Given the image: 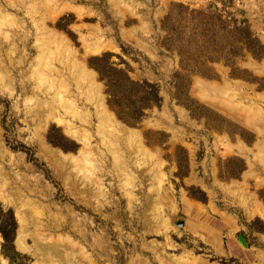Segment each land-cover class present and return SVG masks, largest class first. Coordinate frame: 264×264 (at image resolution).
<instances>
[{"label":"rangeland","instance_id":"1","mask_svg":"<svg viewBox=\"0 0 264 264\" xmlns=\"http://www.w3.org/2000/svg\"><path fill=\"white\" fill-rule=\"evenodd\" d=\"M263 156L264 0H0V264H264Z\"/></svg>","mask_w":264,"mask_h":264},{"label":"trees","instance_id":"2","mask_svg":"<svg viewBox=\"0 0 264 264\" xmlns=\"http://www.w3.org/2000/svg\"><path fill=\"white\" fill-rule=\"evenodd\" d=\"M192 11H196V9H192ZM233 27L235 29H245L239 25H233ZM102 57L104 58L106 55L104 54ZM208 58L209 57H206V59ZM107 67H109L111 71H104V69L94 65L99 77L105 83L107 104L112 110H114L119 119L126 123H134L143 115L145 108L150 107L152 104H158L160 96L155 83H150L148 81H134L129 78L124 70L109 66V64ZM2 211L3 210L0 208V213ZM6 212L8 215L11 214L12 226H10L9 229L6 228V226H0V234L3 238L1 246L3 255L12 263L14 255L17 254V252L13 250L14 253H7L5 248L11 250L13 248V229L15 221L11 210L4 211V213Z\"/></svg>","mask_w":264,"mask_h":264},{"label":"bare ground","instance_id":"3","mask_svg":"<svg viewBox=\"0 0 264 264\" xmlns=\"http://www.w3.org/2000/svg\"><path fill=\"white\" fill-rule=\"evenodd\" d=\"M105 45L104 44H99L98 45V47L96 48V50H99V48H102V47H104ZM68 61V60H67ZM78 63V62H77ZM247 63V62H246ZM79 68H81V67H79ZM257 68V67H256ZM254 70V69H253ZM81 71H84V68H81ZM93 71V70H92ZM80 73V72H79ZM93 73H94V71H93ZM224 79V78H223ZM83 85V84H82ZM87 86V85H86ZM207 87V83L206 82H199V90H203V89H205ZM211 87V86H210ZM238 87V86H237ZM221 88V87H220ZM87 89V88H86ZM212 90V89H211ZM206 91H208V90H206ZM214 91V90H213ZM201 94H203V93H201ZM207 94V93H206ZM90 95V94H89ZM202 97H203V99H206L207 98V95H201ZM211 96V95H210ZM86 97V96H85ZM84 97V98H85ZM90 97V96H89ZM103 105V107L107 110V108L105 107V105L104 104H102ZM40 110V109H39ZM111 113V115L114 117V114L112 113V112H110ZM75 114V113H74ZM54 115V114H53ZM54 117V116H53ZM82 118V117H81ZM59 120V119H58ZM116 120V119H115ZM117 121V120H116ZM63 123V122H62ZM64 123H66V122H64ZM116 123H118V122H116ZM68 124V123H67ZM66 124V125H67ZM66 125H64V126H66ZM125 127V126H124ZM124 127H120L119 128V131H121L120 133V135L119 136H121V137H123V135H127L128 134V132H129V130H128V128H124ZM107 131V130H106ZM70 134V133H69ZM125 138V137H124ZM128 138V137H127ZM129 139V138H128ZM125 143V142H124ZM250 149V148H249ZM50 151V150H49ZM264 157V156H263ZM247 171V170H246ZM250 172H251V170H250ZM248 176V175H247ZM238 187V186H237ZM263 209V208H262ZM261 210V209H260ZM257 213L260 215V214H262V212L261 211H259V210H257ZM17 244L19 245V244H21L20 243V240L18 239L17 240ZM4 264H7L6 262H4Z\"/></svg>","mask_w":264,"mask_h":264},{"label":"water","instance_id":"4","mask_svg":"<svg viewBox=\"0 0 264 264\" xmlns=\"http://www.w3.org/2000/svg\"><path fill=\"white\" fill-rule=\"evenodd\" d=\"M238 240L244 247H247V241L242 234H238Z\"/></svg>","mask_w":264,"mask_h":264},{"label":"crops","instance_id":"5","mask_svg":"<svg viewBox=\"0 0 264 264\" xmlns=\"http://www.w3.org/2000/svg\"><path fill=\"white\" fill-rule=\"evenodd\" d=\"M196 211H199L198 207H195Z\"/></svg>","mask_w":264,"mask_h":264}]
</instances>
